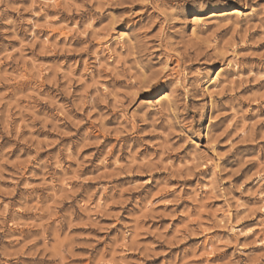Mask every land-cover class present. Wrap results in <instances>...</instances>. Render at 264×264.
Instances as JSON below:
<instances>
[{
    "label": "rangeland",
    "instance_id": "1",
    "mask_svg": "<svg viewBox=\"0 0 264 264\" xmlns=\"http://www.w3.org/2000/svg\"><path fill=\"white\" fill-rule=\"evenodd\" d=\"M262 178L264 0H0V264H264Z\"/></svg>",
    "mask_w": 264,
    "mask_h": 264
},
{
    "label": "bare ground",
    "instance_id": "2",
    "mask_svg": "<svg viewBox=\"0 0 264 264\" xmlns=\"http://www.w3.org/2000/svg\"><path fill=\"white\" fill-rule=\"evenodd\" d=\"M240 13V10H238L237 8H235L232 12H230L231 15H236V14H239ZM210 17H214V15H210L206 18H210ZM204 18V17H203ZM203 18L201 17H194L192 20L196 23L200 22L201 20H203ZM205 19V18H204ZM197 26V25H196ZM220 78H219V75L218 74H215L211 77H209L207 80H206V84L207 86L209 87L210 85H217V83L219 82ZM207 87V88H208ZM260 179V178H259ZM263 179V178H262ZM264 180V179H263Z\"/></svg>",
    "mask_w": 264,
    "mask_h": 264
}]
</instances>
